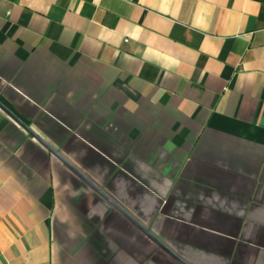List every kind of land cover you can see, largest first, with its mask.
I'll use <instances>...</instances> for the list:
<instances>
[{"label":"crops","instance_id":"crops-1","mask_svg":"<svg viewBox=\"0 0 264 264\" xmlns=\"http://www.w3.org/2000/svg\"><path fill=\"white\" fill-rule=\"evenodd\" d=\"M0 102L186 264H264V0H0ZM0 264H180L0 108Z\"/></svg>","mask_w":264,"mask_h":264},{"label":"water","instance_id":"water-1","mask_svg":"<svg viewBox=\"0 0 264 264\" xmlns=\"http://www.w3.org/2000/svg\"><path fill=\"white\" fill-rule=\"evenodd\" d=\"M0 108L10 116L15 122H17L21 127H23L30 135H32L36 140H38L43 146H45L50 152H52L56 157H58L63 163H65L70 169H72L76 174H78L82 179H84L90 186H92L96 191L102 194L104 198H106L114 207L119 209L124 213L146 236H148L151 240H153L160 248H162L165 252H167L170 256L176 259L180 264H186L182 260H180L177 256H175L162 242H160L156 237H154L146 228L141 226L137 221H135L130 215L120 208L117 204H115L110 198H108L105 194H103L92 182H90L85 176H83L80 172H78L64 157H62L56 150H54L49 144H47L42 138H40L33 130L29 128L16 114H14L10 109H8L5 105L0 102Z\"/></svg>","mask_w":264,"mask_h":264}]
</instances>
